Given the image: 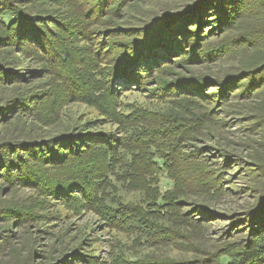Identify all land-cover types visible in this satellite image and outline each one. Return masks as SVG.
<instances>
[{"label":"trees","instance_id":"trees-1","mask_svg":"<svg viewBox=\"0 0 264 264\" xmlns=\"http://www.w3.org/2000/svg\"><path fill=\"white\" fill-rule=\"evenodd\" d=\"M33 1L0 0V53L8 50L21 61L11 69L9 62L0 59V81L33 83L53 76L60 85L20 94L0 103V122L21 116L43 119L56 113L63 101L74 97L86 98L105 119L118 121L123 113L117 112L110 101L120 86L141 87L161 65L176 63L179 60H174L176 54H186L197 63L215 65L227 59L226 56H232L229 59L236 57L237 64L233 69L206 76L197 83L192 77H185L187 82H183V76L171 83H161V91L183 89L216 102L237 95L263 96L254 103L253 110L257 116L264 117V0H192L178 10L179 13L159 15L145 25L136 24L132 28L113 20L104 21L112 27L99 31L102 34L96 58L103 59L99 63L94 56L76 53L74 44L87 34V23L98 22L113 8L111 4H121L124 0H69L78 9L75 18L44 13L40 3L35 5ZM207 33H214L210 35L216 37L206 39ZM223 33L226 34L220 38ZM25 61L38 67L18 69ZM102 63L111 67H103ZM97 65L109 68L106 75L109 83L103 84L106 87H96L99 82L89 78L92 67ZM208 84L214 89L205 93L204 87ZM208 93H212L211 96L206 95ZM124 146L125 142L116 138L114 132L86 126L28 139L17 134L0 136V225H8L0 227V264L31 263L36 252L26 245L30 241L28 226L33 221L42 223L50 219L51 208L57 203L53 200L62 204L72 202L77 209H94L100 206L103 189L113 185V178L120 174L132 178L135 169L143 173V177L137 178L143 184L139 189L145 192L147 203L141 212L147 216L160 215L165 212L160 204L168 205L167 210H171L173 203L160 196L153 201V207L148 206L153 192L148 176L160 174L174 159L158 156L157 151L151 155L154 145H150L148 164L153 171L145 173L134 163L135 158L121 151ZM19 188H32L42 199L34 197L29 201L23 195L10 197ZM110 208L107 215L116 222L119 219L113 213L121 207L111 204ZM226 216L230 221L226 228L227 239L214 251L204 253L207 257L190 264H264V200L255 208ZM143 226L150 231L149 225ZM154 227L152 233L157 232V226ZM35 231L46 230L37 228ZM37 237L34 235L31 240L34 244ZM160 262L139 261L141 264H187Z\"/></svg>","mask_w":264,"mask_h":264},{"label":"rangeland","instance_id":"rangeland-1","mask_svg":"<svg viewBox=\"0 0 264 264\" xmlns=\"http://www.w3.org/2000/svg\"><path fill=\"white\" fill-rule=\"evenodd\" d=\"M191 1L114 2L110 5L113 8L98 22L87 23V34L74 44V51L94 56L99 63L103 60L96 58L102 34L99 31L109 26L106 22L113 20L129 28L136 24L145 25L159 15L177 13ZM73 3L69 0L33 1L44 13L67 18H75L78 13ZM79 17L82 19L83 16ZM210 34L214 33H207L204 38L216 37ZM225 58L215 65L197 63L186 54H176L174 60L179 59L176 63L161 65V69L155 70L141 87L118 84L121 88L118 90L117 85L118 91L110 101L117 112L123 113L118 121L105 119L106 116L96 106L88 104L86 98L74 97L63 101L56 113L43 119L21 116L0 122V136L17 134L25 139L72 131L78 126L114 132L116 138L125 142L126 146L121 151L125 156L135 158L134 163L145 173L153 171L148 164L150 145H154L151 155L157 151L158 156L174 159L160 174L148 176L153 190L148 206L153 207V201L160 196V199L173 203L171 210H167L168 205L160 204L165 212L144 215L141 211L147 206L146 196L139 189L143 184L137 179L138 176L143 177V173L132 170L135 174L132 178L120 174L113 178L114 186L107 184L109 187L103 189L100 206L94 209H77L72 202L62 204L53 200L57 203L51 208L50 219L42 223L33 221L28 226L30 241L26 245L36 252L30 264H141L139 261L161 263L165 260L190 264L207 257L204 253L222 245L230 223L226 215L243 213L261 204L264 200V117L257 116L253 108L263 96L243 98L237 95L216 102L183 89L161 91V83H171L181 76L183 82H187L185 77H192V81L197 83L206 76L220 75L236 67V57L233 60L229 59L232 56ZM0 59L9 62L11 69L21 62L8 50L1 51ZM35 66L38 67L31 61H25L18 69ZM109 68L92 67L89 78L99 82L96 87H106L103 84L109 83L106 80ZM56 82L57 78L53 76L42 77L33 83L0 81V103L20 94L28 95L60 85ZM213 89L208 84L204 92ZM165 128L169 130L161 131ZM13 195H23L29 201L34 197L42 199L32 188H19ZM14 196L10 195L18 197ZM111 204L121 207L113 213L119 219L116 222L107 215ZM201 213L208 214V218ZM143 225H149L150 231ZM154 226H157L156 233L151 232ZM37 228L46 231H35ZM34 235L39 236L37 244L31 241Z\"/></svg>","mask_w":264,"mask_h":264},{"label":"water","instance_id":"water-1","mask_svg":"<svg viewBox=\"0 0 264 264\" xmlns=\"http://www.w3.org/2000/svg\"><path fill=\"white\" fill-rule=\"evenodd\" d=\"M177 13H179V11Z\"/></svg>","mask_w":264,"mask_h":264}]
</instances>
